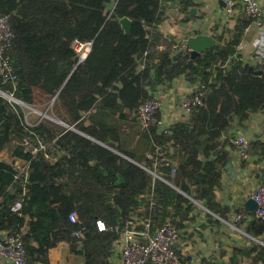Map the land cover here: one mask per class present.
I'll return each instance as SVG.
<instances>
[{
  "label": "trees",
  "instance_id": "16d2710c",
  "mask_svg": "<svg viewBox=\"0 0 264 264\" xmlns=\"http://www.w3.org/2000/svg\"><path fill=\"white\" fill-rule=\"evenodd\" d=\"M171 2L0 0L14 33L10 57L17 75L16 85L0 80V90L30 106L49 105L57 96L52 116L73 128L48 119L28 124L25 108L0 95V152L29 162L20 173L0 161V231L22 234L28 264H51L50 252L61 243L82 264H114L120 229L133 213L158 225L170 219L182 230L193 219L188 197L224 215L216 192L231 144L222 136L254 114L264 116V72L245 64L240 52L250 23L244 17L195 59L180 51L160 31ZM196 5L180 0L178 11L189 21ZM124 17L133 22L129 34L120 25ZM75 40L92 42L82 63ZM181 77L204 91L189 118L169 134L138 125L136 110L155 98L150 90ZM249 146V156L264 162V141L252 139ZM156 147L169 161L157 173L169 184L141 166L153 167L156 156L148 155ZM17 201L20 212L12 211ZM74 211L76 224L68 218ZM243 212L254 217L248 233L263 237L264 221ZM79 229L82 239L73 236ZM244 253L264 264V246Z\"/></svg>",
  "mask_w": 264,
  "mask_h": 264
},
{
  "label": "crops",
  "instance_id": "0c3cea01",
  "mask_svg": "<svg viewBox=\"0 0 264 264\" xmlns=\"http://www.w3.org/2000/svg\"><path fill=\"white\" fill-rule=\"evenodd\" d=\"M172 1L169 3L166 19L161 24V31L167 40L176 43L177 48H182L183 44L177 43L176 34L186 40L196 32L207 33L212 25L219 28L224 27V32L226 29H233L237 20L244 17L243 15L238 19L226 17L223 3L220 0H195L197 5L193 8L196 12L193 15L190 13V20L187 21L185 15L178 11L180 0ZM259 3L264 10V0H259ZM258 34V29L249 23L240 52L245 64L257 67L259 71L257 58L252 57L251 50V45L257 39ZM225 37H228L226 33ZM201 89L199 84L190 83L181 77L174 80L171 86L161 85L153 91L150 90V93L161 99L160 115L165 122L175 124L188 119L181 111L182 99L191 92L201 91ZM51 118L53 123L64 128L69 127L54 116ZM241 136L246 137L249 143L252 139L264 141V116L261 113L254 114L250 120L232 127L222 136V140H229L231 144L226 147L229 162L223 173L221 189L216 192V202L225 212L223 216L216 215L201 206L192 205L189 217L193 219L187 223L186 228L179 230L180 240L176 243L179 253L185 257L188 264H203L204 260L213 261L214 264H255L253 262L255 254L246 256L244 252L255 245L264 246V236L254 237L247 231V226L254 220V217L243 214V211L248 210L246 202L250 199L251 193L264 183V162L258 161L257 157H250L249 154L247 158L241 156L239 148L231 142V139ZM3 153L6 152L3 151ZM253 213L255 215V212ZM194 256L198 257L197 262H193ZM50 257L51 264L80 262L72 254L67 243H61L51 250Z\"/></svg>",
  "mask_w": 264,
  "mask_h": 264
},
{
  "label": "built area",
  "instance_id": "2783aa9c",
  "mask_svg": "<svg viewBox=\"0 0 264 264\" xmlns=\"http://www.w3.org/2000/svg\"><path fill=\"white\" fill-rule=\"evenodd\" d=\"M223 3L225 16L232 19H238L239 16H244L253 27L258 29V37L251 45L252 57L257 58V63L260 67L259 71L264 72V10L262 9L259 0H220ZM224 27L219 28L212 25L208 28L207 33L211 36L223 34ZM14 33L11 29L8 19L0 11V80L2 84L10 83L16 85L17 75L10 57V50ZM73 48L78 54L79 63L84 62L92 50V42H82L75 40ZM162 49L164 47L162 46ZM186 52L188 50L185 48ZM0 95L6 98L10 103L18 105L21 108H28V105L16 99L13 94H8L0 90ZM204 95L203 88L201 91L191 92L186 95L181 101V111L185 118H189L195 106L202 103ZM54 103H50L51 106ZM162 102L160 98L155 97L152 100H145L135 112V116L144 129H149L152 126L157 127L159 133L169 134L170 129L174 124H167L162 118ZM50 108V109H51ZM33 109V108H31ZM35 110V109H34ZM36 111V110H35ZM37 112V111H36ZM29 114V113H28ZM27 114V116H28ZM25 117L26 123L28 118ZM29 124V123H28ZM233 145L239 148L243 158L248 157L249 140L244 137L231 139ZM39 149L44 150L45 146L40 144ZM34 149L33 152H37ZM149 158L156 156V162L153 167H145L149 174L155 179L163 180L157 173V166L160 163L166 165L169 161L164 156V152L160 147H156L154 153L148 155ZM0 161L12 165L18 172L27 173L29 162L21 158L7 155L0 152ZM175 173V169L173 170ZM17 178V176H16ZM169 184V183H168ZM195 206H201L206 211L209 210L193 197H188ZM250 199H253L257 204L255 212L258 220L264 221V183L258 189L251 193ZM151 206L155 203L150 195ZM22 203L16 202L12 206V211L20 212ZM69 222L72 224L78 223L77 212H72L69 215ZM239 219V218H238ZM100 231L106 230L105 224L98 222ZM74 237L82 239L84 237L83 230H77ZM180 240V231L176 225L168 219L162 225H158L149 216H140L133 213L125 222L123 228L120 229V237L115 244L114 264H188L184 256L179 253L175 246ZM193 262L198 261V257L194 256ZM29 259L26 253L25 242L22 234L9 231H0V264H28ZM76 264H82L81 262Z\"/></svg>",
  "mask_w": 264,
  "mask_h": 264
},
{
  "label": "water",
  "instance_id": "95a60500",
  "mask_svg": "<svg viewBox=\"0 0 264 264\" xmlns=\"http://www.w3.org/2000/svg\"><path fill=\"white\" fill-rule=\"evenodd\" d=\"M195 12H196V9L192 8L191 9V15H193ZM132 24H133V22L127 17H124L120 20V25H121L122 29L124 30V32L127 34H129L131 32ZM216 43H217V41L214 38V36H211V35L205 34V33L194 34V35L189 36L186 40L183 41V43H182L183 45H182V48H180V51H184L185 48L188 49L189 53L191 54L192 59H195V57L202 55L207 50H209L210 48L215 46ZM258 73H262V72L259 71ZM56 98H57V96H55L52 99L51 103H54ZM28 107L31 108L29 105H28ZM40 115H41L42 119H48V120L52 121V118L50 116L48 117L47 114L40 113ZM45 117H47V118H45ZM68 128L73 129L72 127H68ZM246 208L249 211L256 212L257 204L253 199H249L246 202ZM177 245L178 244H176L175 246L177 247Z\"/></svg>",
  "mask_w": 264,
  "mask_h": 264
},
{
  "label": "rangeland",
  "instance_id": "374dc122",
  "mask_svg": "<svg viewBox=\"0 0 264 264\" xmlns=\"http://www.w3.org/2000/svg\"><path fill=\"white\" fill-rule=\"evenodd\" d=\"M160 31H161V27H160ZM175 38H177V43H180V45H181L184 39L180 38L178 34H176ZM39 104L40 105H38V106H30L29 105L33 109H31L29 107L24 109V112H25L26 116L29 113L28 116H27L29 124H33V123H36V122H38L40 120H43L41 115H40V113H45V114H47L48 117L49 116L53 117L52 116L53 115L52 109H50L51 106L47 105L45 102H44V104L43 103H39ZM45 118H47V117H45ZM137 122H138V120H137ZM138 124H139V122H138ZM59 126H61V125H59ZM61 127H63V126H61ZM135 129H139V128L136 126Z\"/></svg>",
  "mask_w": 264,
  "mask_h": 264
}]
</instances>
